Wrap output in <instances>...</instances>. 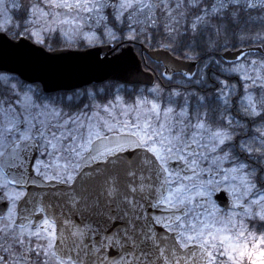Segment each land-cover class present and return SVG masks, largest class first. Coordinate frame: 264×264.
<instances>
[{"label": "snow or ice", "instance_id": "1", "mask_svg": "<svg viewBox=\"0 0 264 264\" xmlns=\"http://www.w3.org/2000/svg\"><path fill=\"white\" fill-rule=\"evenodd\" d=\"M10 6L0 264H264V0ZM130 46L158 55L141 68ZM100 92L112 99L64 104Z\"/></svg>", "mask_w": 264, "mask_h": 264}, {"label": "water", "instance_id": "2", "mask_svg": "<svg viewBox=\"0 0 264 264\" xmlns=\"http://www.w3.org/2000/svg\"><path fill=\"white\" fill-rule=\"evenodd\" d=\"M130 47H131V51L129 52V55L135 57V59L139 62L141 68H144L142 59L136 53L135 48L132 47V46H130ZM243 49H244V51H248L249 50V48H243ZM253 49H254V52H257V53L264 52L263 49H259L257 47H253ZM92 51L93 52L99 51L101 59L105 58V56L108 55L106 51H103V50H100V49H93ZM120 51H127V49H121V50L118 51L117 54H119ZM236 51L237 50H231L230 52L226 53L225 54L226 58L228 60L234 59ZM145 55H147V56L151 55V56L155 57V56L158 55V53L155 50H151L150 52L145 53ZM183 70H187V69H183ZM196 70H197L196 67L193 66V71H196ZM150 75H151V72L147 71V75L144 77V83H141L140 85L146 86V87H150L151 85L147 82L148 76H150ZM118 82L123 83V81H118ZM74 83H80V82H74ZM96 83L100 84V83H104V82L97 81ZM86 86H90V85H84V84L80 83V88H83V87H86ZM60 91H63V89H60ZM45 190L49 191V189H45Z\"/></svg>", "mask_w": 264, "mask_h": 264}, {"label": "rangeland", "instance_id": "3", "mask_svg": "<svg viewBox=\"0 0 264 264\" xmlns=\"http://www.w3.org/2000/svg\"><path fill=\"white\" fill-rule=\"evenodd\" d=\"M9 15H11L14 19L13 10L11 9V6H10V0H9ZM253 58H256V56L254 55ZM99 85L102 86L103 84H99ZM89 87H91V86H89ZM139 87H142V86H139ZM142 88H146V87H142ZM111 99H112L111 95H108L105 92H100L96 95L95 100H91V99L84 97V96H78V97H75L72 101L65 100L64 102H67L66 104H70L71 102L78 103L82 100L83 106H85V105H89V104H93V103L94 104H106L107 101L111 100ZM125 99H127V96H125ZM65 110H66V108H65Z\"/></svg>", "mask_w": 264, "mask_h": 264}, {"label": "trees", "instance_id": "4", "mask_svg": "<svg viewBox=\"0 0 264 264\" xmlns=\"http://www.w3.org/2000/svg\"><path fill=\"white\" fill-rule=\"evenodd\" d=\"M21 2H27V0H21ZM253 17H258L259 15H264V13H258L256 11H252L251 12ZM13 15H14V20H16L18 22V13L15 12V10H13ZM246 18V17H245ZM244 25H242L243 27ZM247 27H249L251 30L253 31H259L260 30V24H259V20L257 19V21L255 23L249 22V24L247 25ZM231 39V36H230ZM241 48H249V45L247 43L240 45ZM253 47L255 46V43L253 44ZM135 50L137 52V54L139 55L140 58H142L139 54V48L135 47ZM232 50H237V49H232ZM264 50V49H263ZM256 53V52H255ZM256 56V55H255ZM148 56L143 57V65H144V60L147 58ZM217 59H219V57H217ZM211 71L215 72V66L214 65H210ZM150 71V70H149Z\"/></svg>", "mask_w": 264, "mask_h": 264}, {"label": "flooded vegetation", "instance_id": "5", "mask_svg": "<svg viewBox=\"0 0 264 264\" xmlns=\"http://www.w3.org/2000/svg\"><path fill=\"white\" fill-rule=\"evenodd\" d=\"M68 94L70 95L71 92H69ZM66 103H67V102H64V104H66ZM70 104L72 105V109H71V110H75V108H76L77 106H83V101L81 100V101L78 102V103H73V102H71ZM69 110H70V109L66 108L65 111H69ZM34 155H35L36 159H45V162H47L46 158H44V157H40L39 153H35ZM45 189H48V188H47V187H45V188H43V189L30 188L29 191H31V192H49V191H46Z\"/></svg>", "mask_w": 264, "mask_h": 264}]
</instances>
